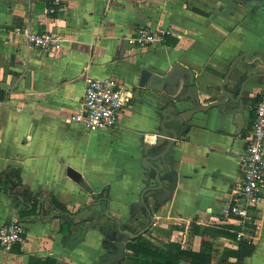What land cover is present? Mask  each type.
<instances>
[{"label":"crops","instance_id":"0c3cea01","mask_svg":"<svg viewBox=\"0 0 264 264\" xmlns=\"http://www.w3.org/2000/svg\"><path fill=\"white\" fill-rule=\"evenodd\" d=\"M52 1L0 0V171L19 168L22 188L37 196L35 211L25 213L32 206L0 189V226L18 219L27 231L24 246L0 245V264H29L31 257L98 264L116 254L113 242L124 238L122 229L135 233L151 222L140 197L157 182L143 160L162 150L151 145L162 120L193 108L192 97L202 103L221 98L219 85L243 52L252 58L237 62L227 88L239 93L248 79L245 129L252 124V98L264 97L258 75L264 61L256 57L264 56V0H60L50 15ZM142 25L169 32L160 43L130 45L127 38ZM30 30L60 32L62 48L50 53L30 45ZM177 65L185 69L175 72ZM144 69L152 76L140 86ZM87 75H111L134 86L116 129L91 132L69 120ZM233 104L195 112L184 124L166 123L181 137L166 164L150 159L164 183L145 195L155 221L141 235L152 248L176 243L198 252L209 240L212 264H264V196L249 221L222 214L242 180L245 139ZM69 167L81 172L80 181L68 175ZM52 196L68 211L55 208ZM132 240L124 257L163 260L136 254L127 247ZM242 240L255 244L252 255L225 261V250H237Z\"/></svg>","mask_w":264,"mask_h":264},{"label":"built area","instance_id":"2783aa9c","mask_svg":"<svg viewBox=\"0 0 264 264\" xmlns=\"http://www.w3.org/2000/svg\"><path fill=\"white\" fill-rule=\"evenodd\" d=\"M60 0H53L48 6V14H54ZM169 31L153 29L150 26H139L127 38L132 46L141 48L160 43ZM30 45L48 52L62 48L64 37L60 32L45 30L28 31ZM134 86L120 82L111 75L85 77L82 99L69 120L83 124L88 131L114 130L118 127L122 113L132 104ZM5 99L0 95V105ZM253 123L246 128L245 145L239 153L241 182L231 191V199L224 206L222 214L242 221L252 219V208L257 206L264 196V97L253 105ZM26 226L18 219L0 226V245L6 249L13 246H24L26 243Z\"/></svg>","mask_w":264,"mask_h":264},{"label":"water","instance_id":"95a60500","mask_svg":"<svg viewBox=\"0 0 264 264\" xmlns=\"http://www.w3.org/2000/svg\"><path fill=\"white\" fill-rule=\"evenodd\" d=\"M256 57L261 58V60L264 61V56H262L261 54H257ZM251 59L248 56V52H243L242 54H240L237 58L234 59L228 73L226 74L224 80L220 83L218 90L221 91L222 97L212 100L209 103H202L198 100L197 98L192 97V100L195 104V106L191 109H187L185 111H183L182 113L174 116L172 114H168L166 117L162 120L161 123V131L157 136L156 142L151 144L152 146H156L161 148L162 150H160V152H158L155 156H149L146 155L144 157V167L148 168L149 166H151V168L155 171V181L157 182V184H155L154 186H147L141 193V202L142 204L146 207V209L148 210V214L151 217V222L145 226L143 229H141L139 232H131L129 230H121L125 235L124 238L121 240V242H119L118 244L113 242V248L117 249L118 248V252L116 254H111L108 258H106L105 260L99 262L98 264H109L110 262H112L115 259H122L125 255V246H126V241L127 240H131V239H135L138 238L141 234H143L144 232H146L150 226L154 223L155 221V217L153 216V212L152 209L148 206L147 200H146V193L148 191L151 190H160L164 188V183L162 181V178L160 177V168L157 167L154 163H152V159H158L160 158L162 160V162L164 164L167 163V154L170 152V150L172 149L173 146H175L177 144V140L180 139V133L178 132L177 129H172L166 126L167 122H173V121H177L179 124H184L186 121L190 120L192 118V116L194 115L195 112L201 111V110H208L210 108L216 107V106H227L229 104V102H233V106L231 108V112L235 113V123L238 124L239 129L238 132H240V135H245L246 133V129H245V120H244V101H243V97H242V93L244 90V85L247 82L244 81L242 84V87L240 89V92L237 93L239 91L238 88H236L237 90L234 92V94L227 88L228 84L230 83V77L231 74L237 64V62L240 59ZM183 69H185L183 67ZM182 66L177 65L174 69L175 72H179V71H183ZM258 75H263L264 78V72H260L258 73ZM152 76V72L149 69H144L141 73V77H140V81H139V85L140 86H146L150 80ZM237 103L240 104V106H237ZM151 159V160H150ZM68 175L75 181H80L82 178V174L79 170H77L74 167H69L68 168Z\"/></svg>","mask_w":264,"mask_h":264},{"label":"trees","instance_id":"16d2710c","mask_svg":"<svg viewBox=\"0 0 264 264\" xmlns=\"http://www.w3.org/2000/svg\"><path fill=\"white\" fill-rule=\"evenodd\" d=\"M48 1L49 3L51 2V0ZM0 95L2 98L4 97L2 92H0ZM260 98H262V96L257 95L256 97L252 98L251 101L254 104ZM253 116L254 109L251 110V123H253ZM0 189L5 190L7 193L16 198H22L27 203L26 207L32 206V209H24L22 210V212L32 213L35 211V208L37 206V196L36 194H33L30 190L22 188V177L19 168L8 167L5 170L0 171ZM50 201L51 204L61 212L68 211L67 207L62 202H60L55 196H52ZM219 233L221 232H218V234ZM127 247L129 249H132L136 254L144 253L154 257L162 258L163 260L153 259L152 261H147L140 258H132L129 256H125L122 259L121 264H178L181 259L187 260L192 264H212L213 244L209 240L202 241V248L198 252L193 250H184L179 244L176 243H171L166 250L162 248H152L151 244L144 239L143 235H140L138 238L130 241ZM254 250L255 244L252 241L242 240L237 250H225L224 260L226 261L228 256L234 255L237 257L238 261H242L246 256L252 255ZM29 264L58 263L53 258L41 259L37 257H31Z\"/></svg>","mask_w":264,"mask_h":264},{"label":"rangeland","instance_id":"374dc122","mask_svg":"<svg viewBox=\"0 0 264 264\" xmlns=\"http://www.w3.org/2000/svg\"><path fill=\"white\" fill-rule=\"evenodd\" d=\"M114 144H116V141H115V143Z\"/></svg>","mask_w":264,"mask_h":264},{"label":"flooded vegetation","instance_id":"af4514ba","mask_svg":"<svg viewBox=\"0 0 264 264\" xmlns=\"http://www.w3.org/2000/svg\"><path fill=\"white\" fill-rule=\"evenodd\" d=\"M118 249V248H117Z\"/></svg>","mask_w":264,"mask_h":264}]
</instances>
